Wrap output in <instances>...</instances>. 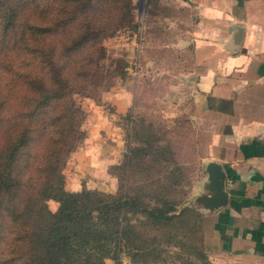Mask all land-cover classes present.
Masks as SVG:
<instances>
[{"label":"trees","instance_id":"16d2710c","mask_svg":"<svg viewBox=\"0 0 264 264\" xmlns=\"http://www.w3.org/2000/svg\"><path fill=\"white\" fill-rule=\"evenodd\" d=\"M145 7L144 28L159 0ZM135 8L134 0H0V264H109L121 254L129 262L119 264L209 263L201 213L180 207L191 185L175 145L180 126L197 155L188 113L174 124L120 115L130 143L110 167L117 189L66 187L67 160L86 136L77 96L99 103L129 77L125 59L105 60L104 40L124 27L138 32Z\"/></svg>","mask_w":264,"mask_h":264},{"label":"crops","instance_id":"0c3cea01","mask_svg":"<svg viewBox=\"0 0 264 264\" xmlns=\"http://www.w3.org/2000/svg\"><path fill=\"white\" fill-rule=\"evenodd\" d=\"M159 6L154 17L175 26L171 46L179 59L176 91L165 99L181 104L169 115L188 110L201 165L189 196L199 191L207 160L225 170L228 203L197 209L208 264H264V0H159ZM163 72L168 78L169 69ZM110 88L99 103L88 98L86 136L65 166L67 189L115 191L110 167L130 143L120 115L135 105L129 90Z\"/></svg>","mask_w":264,"mask_h":264},{"label":"rangeland","instance_id":"374dc122","mask_svg":"<svg viewBox=\"0 0 264 264\" xmlns=\"http://www.w3.org/2000/svg\"><path fill=\"white\" fill-rule=\"evenodd\" d=\"M134 2L136 3L134 10L135 20L140 23L138 32L124 27L117 30L113 36L104 40V45L107 49L105 60L108 62L110 57L123 58L127 61L129 72V77L126 79L116 78L115 84L112 86V89L110 88V93L113 90L115 92H118L120 89L129 90L132 93L135 105L133 108L131 107L133 112L137 111L149 117L156 124L163 122V120L174 124V122L170 121L171 119L188 111L186 109L187 111H180L170 116L171 112H177L181 101L177 100L176 97L172 99L168 98V100L165 99V95L176 91L175 82L178 72L175 65H178L179 59H176V53L171 46L176 28L174 25L166 28V22H160L155 17V21L153 17L151 20L149 17L150 21L147 20L148 26L144 28L146 0H134ZM141 33L142 36L140 35ZM149 59H153L154 63L149 64ZM167 69H169L168 78L165 77L166 72H163ZM88 98L90 97L77 96V100L81 102L85 109ZM180 130L182 134L175 138V145L180 151L181 158L187 165L192 184L199 175L201 165L199 166L195 159L197 155L193 151L190 134L186 135V126H180ZM127 139L125 138V143H127ZM65 169L66 167L64 168V173ZM113 185L116 190L117 182L115 181ZM189 197L192 198L193 196H189L188 192L187 198ZM48 205L54 210L58 202L54 199H49ZM119 260L123 263L129 262V258L124 254H121L118 259L108 258L107 262L109 264H119Z\"/></svg>","mask_w":264,"mask_h":264},{"label":"water","instance_id":"95a60500","mask_svg":"<svg viewBox=\"0 0 264 264\" xmlns=\"http://www.w3.org/2000/svg\"><path fill=\"white\" fill-rule=\"evenodd\" d=\"M241 2V0H237ZM241 32L237 31L234 42L239 43ZM206 173L199 191L192 198H185L182 205L191 206L200 210H216L228 203V191L225 188V170L220 162L214 159L207 160L204 165Z\"/></svg>","mask_w":264,"mask_h":264}]
</instances>
